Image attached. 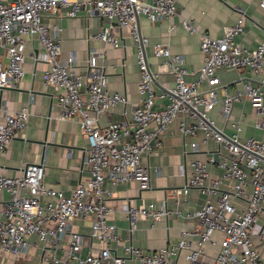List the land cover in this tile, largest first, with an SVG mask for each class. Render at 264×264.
<instances>
[{"label": "built area", "instance_id": "1", "mask_svg": "<svg viewBox=\"0 0 264 264\" xmlns=\"http://www.w3.org/2000/svg\"><path fill=\"white\" fill-rule=\"evenodd\" d=\"M66 5L70 17L85 10L107 19L92 38L119 47L112 31L117 25L134 39L140 101L129 115L123 110L120 119L100 125L105 113L127 103L125 94L109 91L107 75L97 63L103 51L88 52L87 77L75 71L74 54L60 57V29L44 23L43 17ZM261 6L264 8V1ZM177 14L176 0H0V158L28 120L30 102L12 110L1 94L22 83L29 38L39 49L32 58L47 64L44 82L54 89L57 117L75 119L79 124L86 141L83 165L89 173L86 182L65 195L60 188L43 183V163L24 164L14 176L2 172L0 165V192L8 195L0 206V253H27L36 237L42 243L45 264H264L253 246L256 239L264 244V228L258 223L264 203V141L254 136L239 139L243 119L231 117L233 105L247 100L255 111L253 126L264 130V90L260 86L264 84V40L254 49L236 43L235 37L243 29L242 14L234 24L225 25L218 37L201 33L203 64L196 71L188 70L181 54L172 53L164 43H154L153 55L162 58L173 80L172 87L158 92L144 53L148 39L139 36L136 16L158 22ZM181 24L188 33H196L192 21L183 19ZM222 67L248 71L259 83L242 81L241 88L229 92L231 85L222 84L218 75ZM190 75L193 79L188 80ZM158 98L166 102L157 106ZM214 109L229 122L234 131L231 135L215 126L209 116ZM175 119L180 135L189 140L190 151L197 152L199 143L217 145L215 153L205 159L191 160L190 174L174 193L176 202L186 203L189 189L196 188L205 194V201L186 215L198 222L182 229L175 243L142 250L131 242L136 220L146 219L154 227L163 218L181 216L180 211L164 202L137 206L125 201L119 211L128 228L121 237L118 227L108 220L116 207L109 203L112 191L106 183L135 182L140 190L148 189L151 173L142 157L161 148L167 126ZM199 131L200 141L192 140ZM213 166L220 170L216 177L210 172ZM88 217V237L96 245L83 253L86 236L72 227L74 221ZM214 233L219 234L218 240ZM209 244L218 246L215 254L207 253Z\"/></svg>", "mask_w": 264, "mask_h": 264}, {"label": "crops", "instance_id": "2", "mask_svg": "<svg viewBox=\"0 0 264 264\" xmlns=\"http://www.w3.org/2000/svg\"><path fill=\"white\" fill-rule=\"evenodd\" d=\"M75 1V0H68ZM92 1V0H77ZM264 0H176L178 14L169 20L150 22L145 16L139 15L137 27L143 37H147L148 44L144 47L146 60L149 68L155 74V87L158 92L166 91L173 86L171 72L163 64L162 58L155 57L152 51L154 43H164L172 53L181 54L185 65L190 71H196L203 64V56L200 52L199 41L201 33H208L212 37H218L225 25H232L240 17L243 18V29L235 37L236 43L247 49H254L264 40V8L261 3ZM69 3V2H68ZM69 6H59L55 11L47 13L43 17L44 23L57 26L61 39L62 59L74 54L77 65L75 71L84 77L90 73L86 67V59L91 49L103 51V57L97 60L102 66L108 80L110 92H119L126 95V105H117L112 112L105 113L100 119V125L121 118V113L126 110L129 115L130 109L137 105L140 96L137 91L139 70L136 63V51L134 39L126 28L115 25L112 29L114 36L119 41V47H112L99 39L92 38L107 19L96 14H89L80 10L74 17L67 12ZM183 19L192 21L196 27V33H188L182 26ZM24 69L25 74L20 86L16 89H4L1 98L6 102L9 109L17 110L30 102L29 115L25 128L10 142L6 153L0 158L1 171L8 176H14L24 164L43 163V183L46 186L60 188L65 195L78 184L84 183L89 177L87 169L83 165V157L86 152V141L82 135L78 122L75 119L58 118V109L55 104L54 89L44 82V70L47 64L41 60L33 59L32 56L39 52L37 44L27 39ZM222 84L241 88V82L250 80L254 84L259 83L258 77L248 71H236L222 67L218 70ZM188 80L193 76H188ZM264 90V84L260 85ZM34 98H32V95ZM166 102L165 98H158L156 105ZM210 117L215 121V126L226 135L234 131L229 122L218 113L217 109L210 112ZM231 117H242V130L238 138L243 139L254 136L264 141V130L253 126L255 111L249 101L235 103L231 110ZM201 131L192 140L200 141ZM180 135L178 119L171 122L162 138L161 148L151 156H143L142 163L149 166L151 173V186L140 190L135 182L106 183L112 191L109 203L116 207L110 213L108 220L118 227L121 237L127 234L128 221L119 206L125 201L134 205H142L154 202L159 205L164 202L167 207L178 210L181 216L171 215L157 221L154 227L149 226V221L138 218L131 234V242L142 250H154L170 243H175L182 229L188 228L198 222L196 217L186 216L193 210L198 209L205 201V194L196 188L189 189L187 202H176L175 189L183 186L186 177L191 172L190 162L192 159H205L211 153H215L217 145L210 141L203 145L199 143L197 152L190 151V146ZM212 176H218L220 170L210 167ZM7 193L0 192V206L7 198ZM90 220H76L73 230L86 236L83 253L90 245H96L89 239ZM258 223L264 228V203L259 215ZM218 240L219 234L214 233ZM34 244L27 253L12 254L0 253V264H45L41 259L42 243L36 238ZM253 246L260 251L264 259V244L261 240H254ZM218 246L207 245L206 251L215 254ZM122 251L119 249L118 253ZM181 261H185L181 258Z\"/></svg>", "mask_w": 264, "mask_h": 264}, {"label": "water", "instance_id": "3", "mask_svg": "<svg viewBox=\"0 0 264 264\" xmlns=\"http://www.w3.org/2000/svg\"><path fill=\"white\" fill-rule=\"evenodd\" d=\"M138 15L136 16V21L138 22ZM138 33H139V31H138ZM141 34L139 33V36H140ZM153 81H154V83H155V80L153 79Z\"/></svg>", "mask_w": 264, "mask_h": 264}, {"label": "rangeland", "instance_id": "4", "mask_svg": "<svg viewBox=\"0 0 264 264\" xmlns=\"http://www.w3.org/2000/svg\"><path fill=\"white\" fill-rule=\"evenodd\" d=\"M209 116H210V114H209Z\"/></svg>", "mask_w": 264, "mask_h": 264}]
</instances>
